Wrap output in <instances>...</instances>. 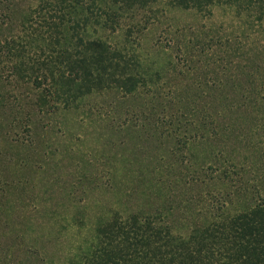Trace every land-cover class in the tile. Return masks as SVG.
<instances>
[{"label":"trees","instance_id":"trees-1","mask_svg":"<svg viewBox=\"0 0 264 264\" xmlns=\"http://www.w3.org/2000/svg\"><path fill=\"white\" fill-rule=\"evenodd\" d=\"M178 13L211 23L186 34L169 22ZM174 40L179 58L169 73L189 71L191 54L207 62L190 99L168 87L149 58L156 42ZM0 83L13 90L0 91V107L14 115L6 118L8 139H31L35 119L108 115L90 101L111 96L112 127L149 123L171 141L172 160L159 157L155 172L168 196L198 190L181 199L183 208L169 196L148 211L112 210L73 237L58 261L35 251L34 260L264 264V0H0ZM154 99L175 108L159 117L125 108L115 119L119 106L138 101L149 110ZM22 101L33 110L22 113ZM196 145L208 147L203 164L192 156Z\"/></svg>","mask_w":264,"mask_h":264},{"label":"rangeland","instance_id":"rangeland-1","mask_svg":"<svg viewBox=\"0 0 264 264\" xmlns=\"http://www.w3.org/2000/svg\"><path fill=\"white\" fill-rule=\"evenodd\" d=\"M169 22L184 27L186 34L193 32L189 31L192 27L204 32L206 29L202 26L211 23L184 13L174 15ZM150 41L145 40L146 49ZM156 43V51L148 50L155 68L162 69L161 77L168 87L178 89L182 98L187 95L188 99L192 98L198 92L195 82L198 73H203L201 67L207 63L206 59L191 54L190 70H184L181 76L171 74L168 64L177 63L179 58L176 40L169 44L167 41ZM23 90L21 87L22 95ZM0 91L13 90L0 83ZM90 103L109 114L93 119L95 115L85 116L77 111L50 116L43 123L35 119L34 125L31 124L32 138L23 136L24 140L14 141L6 135L9 131L6 118L14 115L0 107V264H42L31 257L34 251L48 260L58 261L73 237L75 240L85 235L88 226L94 225L100 217L112 216V210L148 211L165 203L169 196L172 205L178 207L181 199L197 193V189L186 193L182 189L168 196L169 190L156 183L158 158L164 156L172 160L168 154L172 147L170 140L158 138L156 132L148 129L149 123L143 128L132 123L123 128L112 127L111 96L98 97ZM144 103L131 101L119 106L122 113L116 114L115 119L123 118L125 108L144 110L146 117H159L175 108V103L166 104L160 99L151 101L149 110ZM27 104L29 101L21 102L25 109L22 113L31 110ZM232 118L235 119L230 115L226 119ZM207 150L205 145L192 148V156L198 164L207 161ZM183 206L187 205L182 204L181 208ZM181 214L178 211L176 215ZM8 255L11 262L5 261Z\"/></svg>","mask_w":264,"mask_h":264}]
</instances>
